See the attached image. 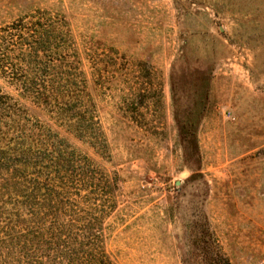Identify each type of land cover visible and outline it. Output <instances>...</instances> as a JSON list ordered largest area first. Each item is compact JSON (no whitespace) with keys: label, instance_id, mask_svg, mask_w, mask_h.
Listing matches in <instances>:
<instances>
[{"label":"rangeland","instance_id":"374dc122","mask_svg":"<svg viewBox=\"0 0 264 264\" xmlns=\"http://www.w3.org/2000/svg\"><path fill=\"white\" fill-rule=\"evenodd\" d=\"M11 24L0 88L51 134L28 226L69 224L84 262L264 264V0H0Z\"/></svg>","mask_w":264,"mask_h":264},{"label":"trees","instance_id":"16d2710c","mask_svg":"<svg viewBox=\"0 0 264 264\" xmlns=\"http://www.w3.org/2000/svg\"><path fill=\"white\" fill-rule=\"evenodd\" d=\"M19 30L16 24L0 28V73L11 70L10 56L17 46L15 38ZM14 115L15 106L10 96L0 88V144L5 142V148L0 150V165L9 170L10 167L15 168L14 175L10 172V180L13 181L9 183L10 189L15 187L13 184L18 180L17 192L10 194L9 200L14 207L9 213L5 235L0 238V264H114L109 256L98 248L86 262H84L86 257H78L80 250L68 243L72 235L66 231L70 226L67 223L58 222L57 226H51L48 235L45 229L34 230V227L26 224L27 213H33L30 199L33 198L34 182L36 183L37 179L32 177L33 170L43 166L42 164L49 159L51 144H47V140L51 134L40 123L32 122L30 127L24 126L14 119ZM2 124L8 126V131L1 130ZM58 155L55 160H59L64 153L59 152ZM65 161L69 162L72 170L74 159L65 158ZM57 162L56 166L59 167L60 163ZM215 243L216 248L211 251V256L206 260L207 264H233L218 246L217 241Z\"/></svg>","mask_w":264,"mask_h":264}]
</instances>
